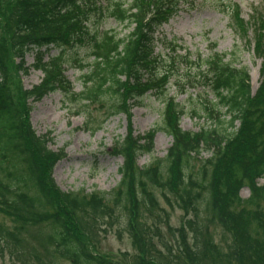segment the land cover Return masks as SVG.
I'll return each mask as SVG.
<instances>
[{
  "label": "trees",
  "instance_id": "1",
  "mask_svg": "<svg viewBox=\"0 0 264 264\" xmlns=\"http://www.w3.org/2000/svg\"><path fill=\"white\" fill-rule=\"evenodd\" d=\"M187 2L12 0L10 36L3 49L14 57L15 73L32 69L42 79L14 96L0 40V215L8 222L0 223V256L14 264H112L98 251L99 234L106 231L100 227L110 228L124 217L137 248L128 264H264V185L256 183L264 177V12L256 9L244 22L234 4L221 11L233 33L249 41L254 56L262 60L254 94L248 71L226 62L225 54L205 60L190 53L181 56L184 64L200 62L197 74L188 76V87L182 89H201L204 96L198 97L192 113L199 112L212 124L189 132L179 126L184 109L167 96L169 80L180 77L182 70L176 68L175 77L171 70L156 74L154 55V34ZM3 3L0 0V17ZM92 15L130 32L121 38L111 30L92 32L88 29ZM85 38L92 63L72 61L91 71L82 77V91L75 93L64 75L62 55L48 60L44 56L53 47L83 45ZM172 43L166 49L173 55L179 46ZM28 53L33 56L30 67L24 61ZM167 63L174 67L175 60ZM55 92L69 104L81 103L73 114L82 115L85 124L88 105L102 99L109 106V118L127 115L130 105L147 94L162 97L161 127L171 137L164 158L139 167L137 159L153 151L156 130L134 136L128 129L111 151L122 160L115 190L62 192L51 172L64 154L48 148V134L33 132L24 101L38 102ZM202 152L210 157L198 160ZM198 161L203 176L193 177L185 168ZM243 188L249 190L246 200L239 196ZM163 203L183 212L185 219L176 235ZM163 228L169 238H179L176 248L163 241Z\"/></svg>",
  "mask_w": 264,
  "mask_h": 264
},
{
  "label": "rangeland",
  "instance_id": "2",
  "mask_svg": "<svg viewBox=\"0 0 264 264\" xmlns=\"http://www.w3.org/2000/svg\"><path fill=\"white\" fill-rule=\"evenodd\" d=\"M3 2L0 17V40L2 51L5 54V63L7 62L8 66V85L14 96H18L20 91L30 90L37 85L41 81L42 75L39 71L32 69L22 75L14 72L12 64L15 61L8 55L9 52L7 54L3 49L10 36L11 28L8 17L11 12L12 0H3ZM231 4L237 7L240 18L244 22L249 21L252 12L256 9L264 12V0H188L187 4L180 6L178 12L154 34V55L158 59L155 68L156 74L164 70H171V77H175L173 72L176 68L182 70L179 71L180 77L169 80L167 96L174 98L175 102L184 109L185 115L179 121L180 128L184 131L198 132L200 128L212 125L202 118L199 112H197L199 116L192 113L198 97L204 96V93L198 91L201 89L191 87L185 91L182 89V86L188 87L187 77L195 76L197 64H200V62L190 65L182 63L181 56L184 53H190L194 57L199 55L204 60L214 54H225L226 62H232L237 67H243L248 71L251 93L254 94L258 88L262 60L254 56L249 41L244 42L233 33L229 18L221 13ZM260 14L263 15V13ZM88 29L92 32L111 30L120 38L130 32L128 28L109 19L99 20L96 15L91 16ZM173 40L174 43L171 45L174 44L179 48L176 47L172 55L171 49L168 51L166 47H168L167 43ZM88 47L89 39L85 38L83 45L75 44L72 47L64 48L62 52L64 75L75 93L82 91V77L90 72L91 68L79 69L74 65L72 59L80 58L85 63L91 64L92 59L87 57ZM59 52L60 50L55 47L51 49L49 55H56ZM230 54L232 57L229 56ZM166 58L168 59L165 60ZM170 60H175L174 67H169L167 62ZM24 61L26 66L30 67L33 64V56L27 54ZM177 80L183 81L184 85L178 84ZM208 97L211 98L212 95ZM24 101L29 106V123L33 132L38 136L48 134L51 139L47 145L48 148L54 152L61 151V154H64V157L55 164L51 172V179L62 192L90 194L95 191L110 192L115 190L120 180L118 169L122 160L120 157L112 155L111 151L115 143L125 137L128 129L133 131L134 136L145 134L152 129L156 130L153 151L151 154H143L137 159L139 167L149 165L155 159H163L171 143V137L162 131L163 127H161L162 97L158 98L153 94H147L139 100L138 104L130 105L127 115L119 113L109 118H107L109 106L104 99L101 100L102 103L89 104L87 124H85L86 119L82 115L73 114L76 111L75 108L81 103L69 104L58 92L50 93L38 102ZM235 126L237 128V124ZM209 157V153L202 152L198 160L204 161ZM201 166L198 161L197 163L193 162L185 169L193 177L195 175L202 177ZM256 183L263 186L264 177L258 179ZM166 194L170 195L167 192ZM239 196L246 200L249 197V190L241 189ZM167 198L171 200L172 197L170 195ZM162 206L168 213L170 228L176 235L175 230L180 228L185 219L183 212L174 204L172 207H166L163 203ZM123 218L114 221V225L110 228H107L106 225L100 227V231H106L99 234L98 251L99 254L102 253L103 257L110 258L112 264L131 263L130 257L137 254V248L132 244V235L126 228ZM0 223L7 224L8 222L0 215ZM162 239L172 249L177 247L176 242L179 241V238H169L166 232L163 233ZM158 248L160 247L157 246ZM0 264L14 263L7 257L0 256Z\"/></svg>",
  "mask_w": 264,
  "mask_h": 264
},
{
  "label": "bare ground",
  "instance_id": "3",
  "mask_svg": "<svg viewBox=\"0 0 264 264\" xmlns=\"http://www.w3.org/2000/svg\"><path fill=\"white\" fill-rule=\"evenodd\" d=\"M80 28H83V26H80ZM53 48H55V47H53ZM53 48H52V49H53ZM65 48H67V47H65ZM57 49H58V48H57ZM58 50H60V52H61V53L59 52L58 54L63 55L62 52L64 51V49H62V50H61V49H58ZM50 51H51V49H50ZM50 51H49V52H50ZM28 54H30V53H28ZM26 55H27V54H26ZM26 55H25V56H26ZM30 55H32V54H30ZM56 55H57V54H56ZM9 56H11V54H9ZM52 56H55V55H51V56H50L49 53H48L47 55L44 56V59H45V60H48V59H49L50 57H52ZM11 58L13 59L14 57L11 56ZM61 59H62V57H61ZM13 60H14V59H13ZM14 61H15V60H14ZM62 61H63V59H62ZM63 62H64V61H63ZM116 157H117V156H116Z\"/></svg>",
  "mask_w": 264,
  "mask_h": 264
}]
</instances>
